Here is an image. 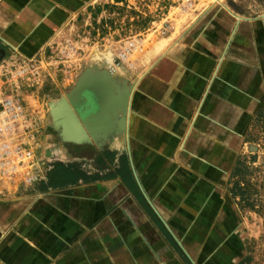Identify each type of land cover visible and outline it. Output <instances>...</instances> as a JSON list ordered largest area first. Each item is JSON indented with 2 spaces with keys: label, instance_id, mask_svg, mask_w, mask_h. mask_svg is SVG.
Instances as JSON below:
<instances>
[{
  "label": "rangeland",
  "instance_id": "rangeland-1",
  "mask_svg": "<svg viewBox=\"0 0 264 264\" xmlns=\"http://www.w3.org/2000/svg\"><path fill=\"white\" fill-rule=\"evenodd\" d=\"M219 1L236 15L231 16L233 24L236 20L244 24L241 36L252 54H232L236 59L222 60V80L229 91L209 98L207 107H201L195 118L201 93L187 100L190 106L180 108L173 98L175 91L170 90L167 97L174 100H167L161 124L149 122L148 109L154 107L149 102L143 110L145 124L136 125V131L131 124L135 88L145 74L165 64V54L157 59L155 54L153 64L146 69L150 61L144 62V56L161 46L159 37L170 35V31L180 33L182 25L174 29L170 22L176 14L192 17L191 10L189 14L167 12L163 22L157 25L153 21L146 26L135 11L108 8L103 11L102 24H95L98 21L94 15L88 16L86 27L60 34L47 54H6L0 59L2 79L9 85L8 98L22 105L24 114L37 128L34 137L24 139V145L33 151V162L40 163L41 170L43 166L33 189L45 180L54 162L73 163L92 171L96 157L105 150L116 153V162L124 155L127 164L132 162L141 178L147 176L148 181L155 177L148 169L162 167L161 174L171 180L168 183L176 192L172 194L175 199L169 193L162 195L161 205L169 210V222L179 229L182 246H175L168 264L172 260L174 264H264V0ZM106 3L111 4V0ZM86 68L93 75L94 68L113 73L112 80L120 90L114 91L117 99L112 104V122L103 137L91 139V143L62 142L59 132L52 128L49 104L65 96ZM173 74L166 79L173 78ZM91 77L87 72V78ZM127 82L134 83V87L130 90L131 109L125 126L128 95L121 88ZM159 85L163 83L153 80L152 90L146 94L158 97ZM89 107H93L91 103L83 115L94 110ZM60 111L64 113L65 108ZM159 133L161 138L147 137ZM48 150L55 153L48 155ZM238 157L249 168L245 180L255 200L253 209L241 207L230 194Z\"/></svg>",
  "mask_w": 264,
  "mask_h": 264
},
{
  "label": "crops",
  "instance_id": "crops-1",
  "mask_svg": "<svg viewBox=\"0 0 264 264\" xmlns=\"http://www.w3.org/2000/svg\"><path fill=\"white\" fill-rule=\"evenodd\" d=\"M107 1L0 0V59L6 54H47L60 34L86 27L88 16H95L96 25L102 24L103 11L108 8L135 11L146 26L153 21L160 24L167 12L189 14L191 10L192 17L176 14L170 22L174 29L182 25L180 33L170 31V35L159 37L161 46L143 58L150 61L146 69L153 64L155 54V59L165 54V64L145 74L135 88L131 124L136 131V125L147 120L145 102L154 105L148 109L149 122L161 124L167 100H178V107H187V100L201 93L195 118L201 107H207L209 98L229 91L222 80V60L236 59L232 54H252L241 36L244 24L237 20L233 24L229 9L219 0ZM1 71L0 67V100L9 97V85ZM172 72L173 78L166 79ZM153 80L163 83L156 89L161 91L158 97L146 94L152 90ZM170 90L175 91L172 100L167 97ZM129 168L134 182L130 186L117 177L43 192L33 189L36 181L25 179L23 170L0 166V264H168L175 246H182L179 229L169 222V210L161 205L160 197L169 193L174 198L176 191L168 183L171 180L161 174L160 166L148 169L150 176H155L151 181L147 176L141 178L134 167L138 182ZM33 171L40 174L43 166L41 170L40 163L36 164Z\"/></svg>",
  "mask_w": 264,
  "mask_h": 264
},
{
  "label": "water",
  "instance_id": "water-1",
  "mask_svg": "<svg viewBox=\"0 0 264 264\" xmlns=\"http://www.w3.org/2000/svg\"><path fill=\"white\" fill-rule=\"evenodd\" d=\"M261 17H264L262 15ZM89 69H85L80 75L78 81L70 89L65 96L59 100L49 104L50 115L53 120L52 128L59 132L62 142L81 144L85 142L91 143V139L96 140L102 138L111 120V112L114 108L113 102H116L117 96L114 91L120 90L112 80V71H97L94 68V75ZM87 72L92 75L87 78ZM107 80L108 82H105ZM122 83L121 89L127 90V114L125 126L128 124V116L130 112V103L132 96L130 90L132 84ZM129 93V94H128ZM91 103L93 111L86 115L85 107H81L83 102ZM64 107L65 112H61L60 108ZM132 163V162H131ZM130 164L131 170L138 182L133 164ZM139 185V183H138Z\"/></svg>",
  "mask_w": 264,
  "mask_h": 264
},
{
  "label": "trees",
  "instance_id": "trees-1",
  "mask_svg": "<svg viewBox=\"0 0 264 264\" xmlns=\"http://www.w3.org/2000/svg\"><path fill=\"white\" fill-rule=\"evenodd\" d=\"M116 153L111 150L103 151L95 159L94 170H86L73 163H65L56 161L51 165V168L46 172L45 180H41L37 189L39 191H48L49 189H62L68 186H76L79 184H89L99 181L111 180L119 177L126 186L134 183L132 174L127 164V159L124 155H120L117 162ZM239 157L235 161L232 170V178H235L230 188L232 199H238L241 207H255V200L252 199V194L248 188V180L246 175L249 174V168ZM141 198V196H138ZM167 238L170 236L166 232ZM241 264V263H239Z\"/></svg>",
  "mask_w": 264,
  "mask_h": 264
},
{
  "label": "built area",
  "instance_id": "built-area-1",
  "mask_svg": "<svg viewBox=\"0 0 264 264\" xmlns=\"http://www.w3.org/2000/svg\"><path fill=\"white\" fill-rule=\"evenodd\" d=\"M35 127L20 103L12 98L0 100V166L23 170L28 181H37L39 176L33 171V151L24 145L25 137H34Z\"/></svg>",
  "mask_w": 264,
  "mask_h": 264
},
{
  "label": "flooded vegetation",
  "instance_id": "flooded-vegetation-1",
  "mask_svg": "<svg viewBox=\"0 0 264 264\" xmlns=\"http://www.w3.org/2000/svg\"><path fill=\"white\" fill-rule=\"evenodd\" d=\"M90 105V103H89V101H87V102H84V107H87L88 108V106ZM87 108H86V110H87ZM90 109V111L93 109V107H89ZM89 112V111H88Z\"/></svg>",
  "mask_w": 264,
  "mask_h": 264
},
{
  "label": "bare ground",
  "instance_id": "bare-ground-1",
  "mask_svg": "<svg viewBox=\"0 0 264 264\" xmlns=\"http://www.w3.org/2000/svg\"><path fill=\"white\" fill-rule=\"evenodd\" d=\"M227 9V8H226ZM228 13H230L231 15H233V16H236V15H234L233 13H231V11H229L228 10ZM238 17V16H237ZM239 19H241V17H238ZM126 115V114H125ZM129 115H130V113H129Z\"/></svg>",
  "mask_w": 264,
  "mask_h": 264
}]
</instances>
